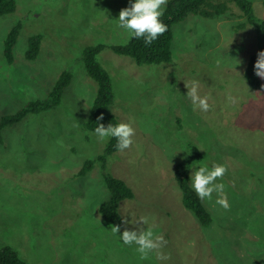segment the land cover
<instances>
[{
	"label": "rangeland",
	"instance_id": "1",
	"mask_svg": "<svg viewBox=\"0 0 264 264\" xmlns=\"http://www.w3.org/2000/svg\"><path fill=\"white\" fill-rule=\"evenodd\" d=\"M168 1L17 0L15 13L0 16V119L48 97L63 71L73 77L59 106L3 131L0 249L29 264H264V67L260 90L245 78L263 32L240 28L232 4L227 16L190 14L174 25L170 64L138 65L110 48ZM251 1L264 22V0ZM17 24L9 64L4 43ZM37 34L40 53L28 60ZM98 43L107 46L98 59L113 81L112 111L129 137L108 160L135 192L120 204V229L99 213L110 198L100 164L78 176L106 142L85 128L98 86L82 51ZM178 164L190 167L209 227L183 204Z\"/></svg>",
	"mask_w": 264,
	"mask_h": 264
},
{
	"label": "trees",
	"instance_id": "2",
	"mask_svg": "<svg viewBox=\"0 0 264 264\" xmlns=\"http://www.w3.org/2000/svg\"><path fill=\"white\" fill-rule=\"evenodd\" d=\"M235 5L245 18L246 24L254 26L264 38V22L258 19L251 0H170L160 15L147 13L133 21V35L126 44L113 45L110 48L119 55L131 57L138 65L170 64L173 61L172 43L174 25L184 21L190 14L204 18H221L231 14V5ZM17 10V0H0V16L13 14ZM21 24L15 25L9 32L4 43V56L9 64L14 62V47L17 43ZM42 36L33 35L28 40L25 57L34 60L40 53ZM107 48L105 44H90L82 51V59L88 75L95 80L98 89L90 109L85 128L90 132H103L106 142L99 155L87 159L78 176L85 177L100 164L110 198L99 206V213L114 228L120 229L123 218L119 211L122 201L135 198L133 189L122 179L115 177L108 170V160L116 152L125 148L129 142L128 134L119 118L112 111L115 93L109 72L98 59L100 53ZM264 67V44L260 50L251 55L245 70V78L255 90L262 88L260 70ZM72 74L63 71L48 97L28 102L18 111L5 114L0 119V144L3 143V131L22 122L30 114H40L59 106L63 95L71 84ZM194 150V149H193ZM175 178L182 193L183 204L190 209L203 227L213 223V216L203 202L198 191L191 185L190 167L178 164ZM0 264H29L10 246L0 249Z\"/></svg>",
	"mask_w": 264,
	"mask_h": 264
}]
</instances>
